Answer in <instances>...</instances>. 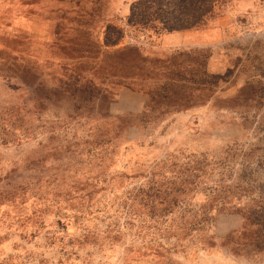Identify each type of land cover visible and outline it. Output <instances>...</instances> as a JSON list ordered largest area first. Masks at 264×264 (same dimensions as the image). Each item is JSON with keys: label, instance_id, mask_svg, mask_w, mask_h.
Returning <instances> with one entry per match:
<instances>
[{"label": "rangeland", "instance_id": "rangeland-1", "mask_svg": "<svg viewBox=\"0 0 264 264\" xmlns=\"http://www.w3.org/2000/svg\"><path fill=\"white\" fill-rule=\"evenodd\" d=\"M133 1L0 0V264H264V0Z\"/></svg>", "mask_w": 264, "mask_h": 264}, {"label": "trees", "instance_id": "trees-1", "mask_svg": "<svg viewBox=\"0 0 264 264\" xmlns=\"http://www.w3.org/2000/svg\"><path fill=\"white\" fill-rule=\"evenodd\" d=\"M231 1L134 0L130 5L127 25L158 34L201 28L216 21ZM124 35L123 27L108 23L104 31V44L116 45ZM81 96L89 99L91 93L85 88Z\"/></svg>", "mask_w": 264, "mask_h": 264}]
</instances>
